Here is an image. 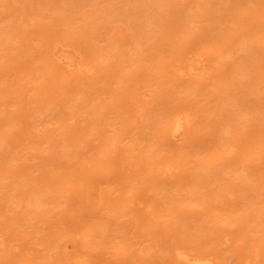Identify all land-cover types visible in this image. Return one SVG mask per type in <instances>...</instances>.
Segmentation results:
<instances>
[{
    "label": "bare ground",
    "instance_id": "1",
    "mask_svg": "<svg viewBox=\"0 0 264 264\" xmlns=\"http://www.w3.org/2000/svg\"><path fill=\"white\" fill-rule=\"evenodd\" d=\"M50 1L52 2L51 6H49L51 3V2H49V0L47 1V2H49V3H47V5H46V3H45V5H43V7H45V6H46V8L48 7L47 10H49V7L50 8L53 7V9H54V6L55 7L57 6L56 3H55V5L53 3V1H55V0H50ZM59 1H61V0H59ZM124 1L125 0H122V2H120V3H123L122 7H125L124 6L125 2H128V0L125 2ZM134 1L136 3V6H137V2H138V4H139L138 8H140V11L142 10V12H143V13L140 12V14L142 16L138 14L139 12H137L136 15L137 16L139 15L142 18H144L146 20L145 24L148 23L147 22L148 19H149V23H150V24L148 23L149 25H151V23H153L154 20L160 19L159 17L157 18V16H156L158 4L156 5V3H154V2H152V3L147 2V0H140V2H139V0H134ZM190 1L192 3L195 0H190ZM200 1L202 2L203 0H200ZM209 1L210 0H208V2ZM214 1H216V0H214ZM214 1H212L211 4L214 3ZM230 1L231 0H229V1L228 0L227 1L219 0V2H218V0H217L216 2H218V4L214 3L215 6L213 5L214 7H216V10H220V9H218L219 7L222 6V4H220V2L223 3L224 7L225 6L228 7L227 5L233 6V7L229 6L231 8V9H229L230 11L226 9L227 14L224 12L225 15L224 14L223 15L227 18H224V16L221 13V10L223 9V7H221L220 11H217V12H219V14L216 12L217 15H219L221 19L223 18L222 19L223 22L225 21V19L228 20L230 18L231 14L233 13L232 9L235 8V6H237V5L242 7V9L239 7L241 9L240 12L243 10V6L249 7V5H250V7H251V4H252V7L254 5H257L255 7H257L258 9L259 8L262 9V12H264V10H263L264 9V0H241V1H237V3H234L235 5H233V3L231 4ZM188 2H189V0H188ZM195 2H197V1H195ZM199 2H198V4H199ZM226 2H229L230 4L226 3ZM234 2H236V0H234ZM65 3H66V0H63V2L61 1V4L64 5ZM96 3L98 6V4H100L101 2L99 3L98 1H96ZM110 3H112V2L110 1ZM120 3L118 2L119 5H121ZM202 3L204 4L205 2H202ZM94 4L95 3L93 2V6L96 5V4L95 5ZM104 4H106V2H104ZM113 4H115V5L113 6ZM113 4H112L113 8H111V9L109 6H107L109 10H107L106 12L104 10L105 8H103L104 5L101 6L103 8V11H102V8H100V7L96 8V9H99L100 12H104L105 14L108 13L106 18H107V20L110 19V22L111 21L114 22L112 19H115L116 22H118V20L120 19V22H121V18H119V16L116 17L117 13H118L117 10H114V7L117 8V6H118L117 9H119L121 6L117 5L116 3H113ZM126 4H128V6L130 5L129 2ZM37 5H38V3L35 4L36 8H37ZM78 5H79V3H78ZM108 5H109V3H108ZM150 5H151L152 9L148 8ZM87 6H89V4ZM132 6H133V4H132ZM136 6L134 5V7H136ZM188 6L190 7L191 5L189 4ZM69 7H70V5H69ZM74 7H75V5H74ZM180 7L184 8L182 10L187 11V2H186V6H184V5L181 6V4H180ZM31 8L34 11V8L33 7H31ZM39 8L41 9L42 7L39 6ZM61 8H63L62 5H61ZM138 8H136V9H138ZM237 8H238V6H237ZM9 9L10 8H8L7 10H9ZM15 9H16V7H15ZM17 9L15 11L13 10V13L11 11V14H10L12 16H15L14 19H16L17 16H19L17 14ZM91 9H92V7H91ZM112 9L117 12L116 13L113 11V13H116L115 18L113 17L114 15L113 16L110 15L112 13ZM122 9H124V8H122ZM122 9H121L122 12L120 13V15L123 16V18H122V20H123L124 17L128 16V14H130V13L127 14V12H126L127 15L124 16L125 14L124 15L122 14V13H124ZM191 9L194 10L193 8H191ZM196 9H198V8H196ZM37 10H39V9H37ZM44 10H45V8H44ZM47 10H46V12H47ZM57 10H58V8L55 10L56 13H57ZM79 10L76 12L79 13ZM89 10L90 9L88 8V11ZM125 10H126V8L124 9V11ZM18 11L20 12V10H18ZM28 11L29 10L25 11V13H22V14H26V12H28ZM243 11H242V13H243ZM67 12H70V11L68 10ZM67 12H66V14H67ZM94 12H95V10H94ZM119 12H120V10H119ZM229 12H230V16H228ZM240 12H238V13H240ZM253 12H254V14H257L256 10ZM258 12H259V10H258ZM35 13H37V12H35ZM38 13H40V12H38ZM93 13H92V17L94 15ZM97 13L99 15L96 13L95 14L99 19L98 18H96V19H98V21L100 20L99 21L100 25H98V27H94L95 28V29H93L94 32L92 30H90V31L87 30L86 24L88 22H90L89 24H92L93 22H95L96 19H93L90 21L89 18L86 19V17L84 15L82 16V18H85L82 20L87 21L89 19V21L85 22V27H84L87 30L84 35H86L88 38L84 39L82 44H80L82 37H80V39L77 37L74 38L73 34H71L69 32L66 33L67 35L64 34L63 38H62V36H59V35H62L60 33L64 29V28H61L63 26L60 27L62 30L60 29V32L58 31L59 35H57L58 32L55 34V32H53V30L50 29L51 27H49V30H51V31H47V29L44 28V29L38 30L39 32H37V33L35 32L37 34L36 35L34 33L36 36H32L33 40L36 39V42H37L39 47L43 46L44 52H41V53H43L45 57L47 56L46 58L49 59V61L51 63H53V65L58 66L60 69L66 71L68 73L74 72L79 77L92 76V78H93V79H89V85H91L90 86L91 89L88 92L86 91L87 93L81 87H79V88L74 87L75 85L72 87L73 88L72 91H74V93L77 96L79 95L78 99L80 101H82V98L83 99H85V98L95 99L97 101V103H94V105H96L98 107V109L96 107V111H93V112L90 111V109H88L90 111L89 113H86V110H85L86 115H84V116L89 115L91 117L84 119V117L82 116L83 117L82 118L83 123L81 125H79V124L75 125L74 124V126H76L77 128L76 127H73V128L77 129V130H73V128H71L72 130H69V126H72L70 124L69 125L67 124L66 125L67 127L62 126V128H61V124H59V126H60L59 129L61 130L59 132L60 136L57 135L56 140H54V141H56L57 146L61 147L60 148L61 151H63V148L67 149L70 145H74V148L77 147L79 149V147L83 144L82 142L88 143L91 141L90 140L91 136H89V135H92V140L94 142L93 141H91V142L94 144L91 145L92 144L91 143L86 148L84 153L81 151H76L77 153H74L75 150H78V149H74V150L70 149L69 152H66V154L62 153V154H64L63 156L66 157L65 158L66 161H64L62 163V166H61L62 170H60V171H56V170L53 171L56 167L52 170H49L48 167L47 168L45 167L44 164H45V160H47L46 159L47 155H46V153H43L41 156H39L40 168L37 170L36 173H33V171L35 169H32V168L23 169L21 162H20L21 161L20 157L23 156L25 153H21V156H19L18 154L15 155L14 151L16 148H13L14 153L12 152L13 153L12 156L10 158H6L5 156H3L1 154L3 152L0 151V216L3 215L2 213H5L4 209H3V205H5V204L2 205L3 200L6 202L9 201L10 205H11L10 200H12L13 202L17 201L15 204V207H16L15 210L17 211V213L15 215H17L18 213H21L22 215L27 216V218L29 220L33 219V222L37 223L39 226V229L41 228L40 230H42V228L45 227V226L41 227L43 220L40 223H38L39 222L38 220L42 218V217H39V215L42 216L41 214H43V213L41 212L39 214V212H37V209H41L45 214V212L49 211V207H47V206L52 202H54V204L57 205V202L59 201V202H62V204L64 203L63 205H65L66 200L64 198L66 197V195H68L67 190H71L72 188H75L77 195L79 194L82 196V199L79 198L80 199L79 201H83L85 204V207H87V206L91 207L90 208L91 210L89 212H92V213L89 216H85V218L86 217L87 218L86 219L84 218L85 219L84 223H81L83 218H79L77 221L72 222V224L69 227H67L65 230H62L61 232L59 231L60 233L59 232L58 233H59V235L60 234H66V233L72 234L74 236L79 235L80 236V241L78 240L80 242L79 245L80 246L82 245L83 248L86 247V249L77 248V250H78L77 252L75 251L76 249L75 250L64 249L65 246H63V244H65V242L62 243V241H55L53 244L54 250H52V248H51L52 251L47 252L48 247L46 245H43V247L35 248V247L27 246V245H29L27 243H26L27 245H25L26 246L25 247V246H23L25 244L24 243L23 245H21V247H23L22 249H23L26 256H24V257L22 256L24 253L21 252L22 250L20 248V250H21L20 252L22 254L20 255L19 259L21 258L20 260H23V262H24V263L20 262L21 264H28L27 261L30 259H31V262H32V259H34V261L37 260L39 262V264H108V262L110 261V263H111L112 259H114V258L120 259V257L123 256L122 254L124 252H126V249L130 246L133 247V251L129 256L134 257V258H131L132 261H130V264H146V260H149L150 256L153 255L152 250H154V249L156 250L161 246L160 239H159L160 237H158L160 235V232L157 231V229L155 228V225L153 223H154V221L155 222L158 221L160 218H161L160 220H162V216L160 214H161V212L164 213L165 208L161 205L164 203L161 201V199L163 196L165 199V194L167 192L166 189L169 186H173L175 184V182L177 181L178 170L175 168V165L172 162H170L169 160L167 161V160L163 159V156H165V154L162 151H158V150L156 151L157 148L156 149L153 148L154 147L153 145L156 143V139L153 138L152 135L149 133L152 130L151 128H154V126L156 124H158V123H156V124H154V123L157 122L156 119H158L159 117L155 118L154 116H156V115L161 116V114H157L158 108L156 110L157 113H155L152 110V108H154L153 106H155L157 104L156 103L154 105L155 102L153 100V97L149 96L150 98L148 97V99H152L154 103L153 102L152 103L148 102V104L147 103H143V104L141 103L139 107H136L133 109L132 108L129 109L130 107L127 106V104L126 105L124 104L125 97L127 96L126 93H128L130 89L133 90V93L131 95V99L132 98L135 99V101H133V103H135L136 105L137 104L139 105V101H141V99L139 98V93H143L141 91V89L144 88V90H146L148 88L149 89L148 92L152 94V92H150V90H151V88H153L152 86L154 84V83L152 84V82H151V76L152 75H150L148 71H146L144 74H142V72L140 70H138V69L134 70L136 62L133 60L132 57L125 55L126 52H128V53L133 52L132 50L135 49L132 46L133 49L132 50L130 49V51H127L128 47L126 48V46H128L129 44H132V43H136V44L139 43V39H137L135 36V38L129 42L122 41V38H124L125 34L122 35V33L118 31L119 28L118 29H114L113 27L109 28V26H111L110 24H108V23H110L109 20L104 21V19H106V18L103 19V17L100 16V13L99 12H97ZM149 13H150V16H149ZM216 13L213 16H215ZM242 13H240V15ZM244 13H246V12H244ZM259 13H258V15H259ZM75 14H77V13H75ZM75 14H74V17L76 16ZM80 14H81V12H80ZM132 14H133V9H132ZM261 14L262 13H260V15ZM89 15H91V14H89ZM101 15L105 17V15L103 13ZM108 15H110L111 18ZM136 15H134V16H136ZM2 16H4V17L6 16V18H7V15H2ZM25 16L26 15H24L23 17H25ZM56 16H58L60 18V15H56ZM69 16H71V15H69ZM69 16L67 17L66 20H68ZM131 16L132 15H129L130 20H131V18H130ZM137 16H136V21L138 20ZM206 16L204 19L202 18L200 20H205L206 18H208V19L210 18V16H207V17ZM241 16L243 19V15H241ZM254 16H256V15H254ZM188 17H191V16L188 15ZM6 18H5L6 23H4L5 25L12 19V18H9L10 19L9 20ZM59 18L57 20L58 23H60V21H61V19H59ZM116 18H117V20H116ZM214 18H216V19L213 21H215L216 23H214L210 20H208V22L210 21L208 24L206 22H204L206 28L211 30V33H213V30H215L218 27L217 24L219 22V19H218V17H213V19ZM237 18H238V20H236L235 22H237L238 24L244 23L243 21H241L242 23L240 22L241 17L239 15H237ZM19 19L20 18H17L16 19L17 21L14 20V25H11L8 29L9 30H12V29L16 30L17 29L16 31L21 33L22 28H19L18 24H17ZM71 19H73V18H71ZM144 19L140 18V22H141V20L143 22ZM22 20H24V18L22 19V17H21V19L19 21L21 23V26H22ZM77 20H79V19L77 18ZM184 20H186V21H184ZM184 20H182V22H184V23L190 22V20H187V19H184ZM102 21H104L105 23L104 22L102 23ZM191 21H192V19H191ZM205 21H207V20H205ZM55 22L56 21L54 19L53 24H57V26H58V23H55ZM68 22L70 25L72 24V22H70V21H68ZM137 22L139 25H141L139 23V20ZM1 23H0L1 24L0 25V31H1L0 32V38H1L0 39V58L2 56H4V57H2V60L0 59V64H2L4 66V63H1V62H5V61H8L10 59L11 60L9 62H13L16 60L15 59L16 57L15 58H12V57L6 58V56H8L11 52L15 51L18 48V45L20 44L21 41H15L14 37H12L15 34L14 33L15 31L12 30V31H9L10 33H12L10 40L6 41L5 43L1 42V41L6 40V38H8L6 36L7 33L9 35V32L3 30V28H5L6 26H3V28H1L3 25L2 19H1ZM81 23H82V25L84 24L83 21ZM128 23H129V21H128ZM131 23H134V22L131 21ZM15 24H17V25L15 26ZM66 24H67V22H65V25ZM89 24H88L89 28L87 27L88 29H90V26H91ZM104 24L106 26L108 25V27L104 26ZM143 24L141 26H143ZM154 24H155V22H154ZM185 25H183V26L185 27ZM210 25H212V26H210ZM252 25H256V23H254V21H253ZM36 26H37V24H36ZM39 26H41V25L39 24ZM54 26L57 27L56 25H54ZM66 26L68 27V25H66ZM127 26H129V25H127ZM189 26H190V24H189ZM191 26H192V24H191ZM213 26H215V27H213ZM231 26L235 27V25L233 23L231 24ZM239 26H241V25H239ZM16 27H18L21 31H19V29ZM103 27H105V29H103V31H101ZM242 27H244V29H245L246 26L244 25ZM46 28H47V26H46ZM58 28L59 27H57L56 29H58ZM97 28H98V31H97ZM130 28H131V25H130ZM212 28H215V29H212ZM231 28L229 29L228 34L225 35V37L230 38L227 41L228 44H231L232 41L234 43L237 41L241 42V40L236 39L238 33H239V35H238L239 37L241 35H244V36L246 35L245 38H242L244 44H242L241 46L245 45V47L247 49L244 46H243V48H245L247 51H249L250 55L249 54L246 55L248 58H246V56H243V58H245L244 59L245 61L242 60V61H244L243 62L244 68L246 67L247 71H249V70L253 71L251 69H254V70H256V72H259V73H255L256 75L260 74V72H261L260 68L263 66H261L260 68H253V67H251L250 69L247 68V62L251 63L252 60L254 63L252 62V64L250 66H252V65L256 66V62H255V59L253 57L254 56L253 49L256 47V45L252 46V42H254L255 40L250 41V38H249V37H252L251 33H249V30L252 31L253 28H250V24H249V27L246 30L247 33H245L244 31H240V30H239L240 32L237 30L236 33L234 31L233 33L235 36V40L233 38L234 37L233 35L230 36L231 35L230 31L235 30L236 28H234V29H231ZM5 29H7V28H5ZM68 29H69V27H68ZM144 29H146V28L144 27ZM148 29H150V28H148ZM238 29H239V27H238ZM260 29H258V31H256L258 35H259L258 32H260L262 30V29L261 30ZM255 30H253L254 32H252L253 35L256 33ZM99 31H101V33L103 32L102 35L99 34L100 33ZM129 31H131V30H129ZM32 33H30V34H32ZM208 33L209 32L207 31V34ZM240 33H242V34L240 35ZM22 34H23V32H22ZM21 35H19V36H21ZM213 35H214V33H213ZM32 37L30 38V41L26 40L25 41L26 43H24L21 47L22 49L25 48V46H26V48L29 47L28 49H33L32 51L28 50V49H23V52L25 50V54L27 53V51L28 52L31 51L28 54H32L33 51L38 50L37 48H39L38 46L35 45L36 49L34 50L33 44L31 42ZM256 37H258V36H256ZM261 37H264V36H261ZM212 38H215V36L214 37L212 36ZM253 38L256 39L255 37H253ZM78 39L80 40L79 43L77 42ZM239 39H241V37ZM247 39H249V40H247ZM230 40H232V41L230 42ZM94 41L96 43L98 42V44L94 43ZM247 41H248V43H246ZM100 42L101 43L105 42V46L106 45L109 46L107 48L108 50L111 51L113 49V51H114L113 54H117V53L121 54V52L123 50H125V51H123V52H125L124 54L119 55V57L124 55V57L120 58L121 59L120 62L125 63L126 61H128V63H125L124 67L122 66V67H118V69H115L114 67L109 65L108 62L104 61V58L101 56L102 53L96 55L95 54L96 51H94L95 52L94 53L93 50H89V47L92 48V46H91L92 44H93V46L95 44H96V46L101 45ZM204 42L205 43L203 44L202 48H204V45L208 43V41H207V43H206V41H204ZM227 42L223 45L228 46V48H230V47L232 48L234 43H232L231 46H229V45H227ZM257 42H259V39L257 40ZM249 43L251 44V46H249L250 45ZM258 44L259 45L257 47L262 49V51L260 50L261 56L264 58V38H263L262 43H258ZM207 45H205V46L207 47ZM211 45H209V46H211ZM241 46H239V47H241ZM192 47H193V45H192ZM239 47L237 46V51L239 49L242 51V49ZM186 48H188V47H186ZM186 48H185V52L183 51V49H179V61H183L182 64H180L181 62L179 63V76L184 75V74H188V75L198 74L200 76L201 75L204 76V74H206V73L209 74V72H210L209 70L211 68H210V66H207V59H205L206 54L204 55L203 52H199L200 54L198 53V55L195 56V54H191V53H193V51L191 50L190 55L186 56V53L188 50V49L186 50ZM211 48L214 49L213 45L211 46ZM231 48L229 49L230 54H232ZM251 48H252V51L250 50ZM215 49H216V46H215ZM219 49H221V48H219ZM226 50H228V49L226 48ZM189 51L190 50H188V52ZM206 51H204V53ZM237 51L235 53L237 54V56L239 58L238 54H241V53L240 52L237 53ZM250 51L253 53L251 54ZM212 52H211V54H214V53L216 54V51L213 53ZM244 52H242V53H244ZM41 53L38 55H41ZM184 54H185V56H184ZM211 54H210V57L212 56ZM38 55L35 54L33 57L35 58ZM219 55H221V53ZM20 56H22V52H21ZM99 56L102 57L100 60L98 59ZM116 57H118V55ZM140 57H141V55H140ZM184 57H185V60H184ZM206 58H207V56H206ZM213 58L211 59V61L213 60ZM232 58L234 61L240 62V58H239V60H238V58L236 59V55L233 56ZM249 58H251V59L249 60ZM30 59L32 60V58H30ZM3 60H5V61H3ZM23 60H25V59H22L21 63L24 62ZM37 60L35 58V61H37ZM118 60H119V58H118ZM34 62L30 61L29 63H26V62H24V63H25V65H27V64L29 65L31 63L29 65L31 68V67H34V65H36V64L33 65ZM148 62H149V60H148ZM51 63L50 64L48 63V64L51 65ZM96 63H98L97 66H95ZM15 64H16L15 68H18V70H19V68H23V67H21V65H19V67H18L17 61H15ZM2 65H0V66H2ZM6 65H8V63ZM150 65H151V63H150ZM238 65H240V64H238ZM154 66H156V64H153L152 67H154ZM218 66H219V63H218ZM233 66H235V65H233ZM217 67L212 66V68H213L212 73H210V75H209L210 77H208L210 80L206 79L208 75L207 76L205 75L206 77L204 76V78L206 80L201 76L202 79H204L203 81H207L210 83L213 80V78L211 76L215 75V73L213 74L214 71L219 73L225 69L224 65H222V67H218V68ZM154 68L156 69L157 67H154ZM154 68H153V70L156 71ZM234 68L235 67H233V69H232L233 71H234ZM33 69L34 68H32V70ZM229 69H230V67H229ZM42 70H44V69H42ZM52 70H53V68H52ZM55 70H58V69H55ZM17 71L14 70L15 75L17 74L16 73ZM28 71H29V69H28ZM233 71L229 72V73L233 74V76L231 77L232 79L230 80L232 83L235 80L236 81L238 80V79H235V77H237V76H236L235 72L233 73ZM46 72H48V71H46ZM225 72H223L222 76L224 74H226ZM28 73H26L27 76H28ZM44 73L45 72H43V75H44ZM156 74H157V72H156ZM101 75L104 76V78H103V80H101L102 82H99L100 78L102 77ZM27 76H26V79H27ZM35 76H36V74L34 75V78H35ZM99 76H101V77H99ZM216 76L218 77V74L215 75V77ZM224 76H223V78H224ZM227 76H228V74H226L225 77H227ZM201 77H200V79H201ZM218 78H217V80H218ZM220 78H221V74H220ZM21 80H23V79H21ZM19 81L20 80H18L17 82H19ZM25 81H26L25 84L28 83L27 80H25ZM42 81H44V80L40 79L39 83H41ZM97 82L100 84H98ZM255 82H256V80H255ZM46 83H48V82H46ZM96 83H97V85H96ZM229 83H227V86L231 87L232 84H230L231 85L230 86ZM4 84L6 85L5 82H4ZM25 84H23V85L26 86L27 84L26 85ZM93 84H95V85H93ZM210 84H212V88L215 87V84L214 85H213V83H210ZM0 85H1V82H0ZM28 85H30V84H28ZM15 86H17V85H15ZM15 86H13V88H10V91H11V89H15L14 88ZM41 86L43 87V84ZM256 86H257V83H256ZM262 86H264V85L261 83V85L258 86L259 90H257V91H261ZM154 87H156V85ZM183 87H185V86H183ZM21 88H22V86H21ZM26 88L20 90V92L21 93H22V91L27 92L29 87L27 88V90H26ZM218 88H221L220 85ZM224 88H226V87L224 86ZM231 88H229V90ZM239 88H240V92H244L243 88L238 87V89ZM6 89H8L7 86H6ZM16 89H15L16 91L12 90L11 92H9L11 94V96H13L14 99L11 97L13 100L18 98V96H16V95H17V91L19 92V89H18V87ZM154 89L156 90V88H154ZM211 89H210V91L212 92ZM242 89H243V91H241ZM213 90H214V88H213ZM29 91L27 92V94L29 93ZM234 91L235 90H233V91L231 90V92L230 91L227 92L225 90V92H227L230 96H233V97L235 96V98L237 100V97L240 98L241 93L240 92H239L240 94L237 93L238 96H236V93L234 95H231L230 93L233 94ZM3 92H4V90L2 91L1 95L3 94L5 96V92L4 93ZM13 92H16V93H13ZM12 94H14V95H12ZM25 94L26 93H24V94L22 93L20 95L21 96L24 95V97H25ZM261 94H263V92ZM1 95H0V97H1ZM37 95H38V93H37ZM40 95H41V93H40ZM245 95H244V97H245ZM14 96H16V97H14ZM128 96H130V95H128ZM215 96H217V95H215ZM261 96L263 97V95H260V97ZM246 97H247V95H246ZM34 98H37V97H34ZM39 98L41 99L43 97L40 96ZM231 98H228L229 102H231V100H230ZM247 98H246V100H247ZM12 99H11V101H13ZM25 99H26V97H25ZM21 100H22V98H21ZM29 100L31 102L33 99L29 98ZM46 100L47 99L45 98L44 102H46ZM11 101H10V103H12ZM33 101L31 103L28 102L29 104H27V105L34 103V104H32L34 106L36 99L34 102ZM242 101H243V99H242ZM2 102H3V100H2ZM186 102H183V103H186ZM149 103L153 106L152 107L149 106ZM243 103H245V102L243 101ZM250 103L251 102H249V104L247 103L248 105L251 106V107H249L250 109H248V111L244 110L241 115H240V112H238V109H240V107H239L240 103H238V102L236 103V104H238V105H236V108H238V109L232 108L234 110V112L236 111V115L240 116V117L237 116L238 119L242 118L239 121H241V120L243 121L244 119L247 121V119H251L252 118L251 111H252V113H254V115H256L255 112H257V110H258V106L256 105V103L255 104L254 103L250 104ZM257 103H258V101H257ZM262 103H263V101H262ZM179 104H180V102H179ZM215 104L213 103L212 105H215ZM229 104L230 103L227 102V105H229ZM4 105H5V109L7 107L9 108V106H10V105H6V103ZM82 105H83V103H81V106ZM190 105H191V103H190ZM194 105H196V104H194ZM45 106H47V105H45ZM77 106H79V105L77 104ZM85 106H87V104H84L82 107H85ZM88 106H90V105H88ZM24 107H25L24 105L23 106L21 105V108H24ZM27 107L29 108V106H27ZM36 107H38V106H36ZM36 107L34 106L33 109L32 108H30V109L34 110V108H36ZM80 107H79V109H82V107L81 108ZM184 107H181V106L179 107V114L176 113V111H173L171 107L169 108V106L166 108L165 113H167V111L169 112V109H171L172 111L170 110V112L167 114L163 113L162 110L164 108L160 109L162 114L166 115V117L164 119H165L166 124H167L166 130L168 131V133H167L166 139H165V135L164 136H162V135L158 136V138L160 137V140L163 139L164 141L167 140V142L179 144V149H180V153H181L179 155H183V157L179 156V224H180V226L182 225V228L184 230L188 227V229L192 231V232H189V230H188L190 237L193 236L192 233H195V234L198 233L199 234V232H201L200 234H202L204 232L203 234L205 235V233L208 232V230L210 231L213 229L212 228L213 225L216 226L217 229L221 228L222 230L220 232L218 230H216L220 233L218 236L219 240L216 239L217 245H214V243L216 241L213 239L215 241L213 243L214 246L211 245L209 248L208 247H200L199 246L200 244H197V242L195 243L194 241H191V243L187 242L185 238H180L179 245H175V244L170 243L168 249H170L172 252V260L177 264H264V171L259 172V170H258V172H254V171H257V169H259V168L254 169L255 165H256V167L259 166L260 163L264 165V155H262V154L259 155L260 153H258V151L255 150L258 148L256 146H253V144H256L255 141L254 142L250 141L251 143L246 144V143H244V141L240 140V139H242L241 138L242 136L241 137L238 136L237 140H236V138H234V139L236 140V142H238V140H239V143L244 144L243 151H235L233 153V155L231 156L232 149H233L231 147L234 146V148H235V147H237V144H233V142H235V141L229 142L230 137L226 136L225 138L221 139L222 143L218 142V140H217V143L215 144L216 151L214 150V152H213V150H210L212 152L210 153V151H209L208 153H206V156H205V154L202 155L197 150L196 154H195L196 156H193V155L187 156L188 153H191V154L195 153V151L189 149V147L193 146L194 145L193 141H196L198 139V138L193 139L192 135H191L192 130L193 129L195 130V128L198 125V122L196 121V119H194V114ZM252 107H255L256 110L253 109ZM1 108H3V107L1 106ZM12 108H15V107H12ZM193 108H195V107H193ZM215 109L216 108H214V111L216 112ZM68 110H70V109L68 108ZM6 111H8V110H6ZM9 111L12 115H14V113L11 112V109ZM16 111H17L16 113H18V110H16ZM34 111H36V109ZM76 111L78 112V110H76ZM38 112H41V111H38ZM79 112H81V110ZM130 112H132L131 113L132 117H130V118L132 119V122H134V121L135 122L133 124L130 121L131 122L130 124H133V125L130 126L129 130H128V128L126 130H124L122 127L125 124H127L126 123L127 121L125 122V120H126L127 114L128 113L130 114ZM208 112H210V111H208ZM215 112H213V114H215ZM259 112H261V111L259 110ZM203 113H205V112L203 111ZM5 114H7V113H5ZM70 114L71 113H69V115ZM136 114H138L140 116H136ZM53 115H54V113H53ZM63 115H61V116H63ZM200 115H201V113H200ZM220 115H221V113H220ZM260 115L262 116L263 114L259 113V115H257L256 117L259 119ZM55 116H56V118L58 117L57 112H56ZM216 116H217V114H216ZM36 117H38V115ZM50 117H52V116H50ZM64 117H67V115H64ZM151 117H152V119H151ZM42 118H43V116L41 117V119ZM59 119H61V117ZM143 119H145L147 122L145 124L140 125L138 128V122L141 124ZM198 119H199V117H198ZM206 119L207 118H205V120ZM30 120H31V118H30ZM105 120H107V122ZM57 121H59V120H57ZM165 121H163V123ZM158 122H160V121H158ZM161 122H160V124H161ZM201 122L202 121H200V119H199V123H201ZM34 123L35 122H33L31 125H33ZM229 123H231V122L229 121ZM232 123H233V121H232ZM36 124H39V123H37V120H36ZM160 124H158V125L160 126ZM205 124H207V123H205ZM164 125H165V123H164ZM202 125H204V124H202ZM217 125L219 126V124H217ZM213 126H215V125H213V123H212V127ZM7 127L8 126H6V128ZM55 127H54V129H55ZM155 127H158V126L156 125ZM249 127L251 129V126H249ZM135 128H137V129L135 130ZM202 128H203V126H202ZM210 128H211V125H210ZM242 128H245V127H241V129ZM261 128H262L261 132L262 131L264 132V119H263V123L261 124ZM156 129L157 128H155V130ZM214 129H216V127ZM7 130L8 129H5V131H7ZM137 130H138V132H137ZM155 130L153 129L152 133H154ZM160 130H161V126H160ZM247 130H248V128H247ZM256 130H259V127L256 128ZM5 131H4V136L8 140V138H10L11 135H10V133H7V132H9L10 129L7 132H5ZM239 131H240V128H239ZM2 132L3 131H1V133ZM41 132H39V133H41ZM129 132H131V133H129ZM241 132H243V131H241ZM35 133H33V135H31V136L37 139V135ZM46 133L43 134L42 140H40L41 138H39L40 142L41 141L44 142V140L47 139L48 137H50V135L52 134L51 133L49 136L47 135V137H46V136H44V135H46ZM214 134H215V132H214ZM229 134H230V132H229ZM231 134H233V133H231ZM238 135H240V134H238ZM84 136H87V137H85L87 139L89 137L90 141L86 140L85 138L83 139ZM3 137L0 135V141L3 139ZM12 137H14V136H12ZM193 137H194V135H193ZM247 137H249V136H247ZM260 137H262V136H260ZM50 139L52 140V137ZM258 139H260V138H258ZM151 140L153 142H150ZM199 140H201V138L198 139V141ZM157 141H159V139ZM164 141H162V142L164 143ZM245 141H246V139H245ZM5 142H7V141L5 140ZM30 142H31V140H30ZM30 142L28 141L27 143H30ZM48 142L50 143V141H48ZM162 142L159 141V143L157 142V144H155V145L156 146L160 145L159 147H161L162 145L164 146V144H162ZM202 142L207 143L205 138L202 139L201 144H203ZM36 143L33 142V144H36ZM49 143L47 144V142H46V144H45V142H44L45 145H44V147H41V149L43 148L47 152L50 151L51 148H50V150H48L50 146L48 147V149H46L47 147L45 148V146L50 145ZM87 143H85V144H87ZM0 144H1V142H0ZM52 144H54V142ZM9 145H12V144L10 143ZM66 145H69V146H66ZM196 145H198V144H196ZM34 146H37V145H34ZM1 147L2 146H0V148ZM5 147L7 148L9 146L5 145ZM12 147H15V146H12ZM150 147H152V149ZM162 147H161V149H162ZM210 147H212V146H209V148ZM31 148L34 149L35 147H32V146L28 147V149H31ZM39 148H40V146H39ZM163 149H164V147H163ZM223 149H225V150H223ZM237 149L239 150V148H237ZM240 149H241V147H240ZM244 149H246L247 151H245ZM206 150H209V149H206ZM218 150H221V151L218 152ZM27 151L29 152V150H27ZM27 151H25V152H27ZM37 151H38V149H37ZM55 151L58 152V150H55ZM20 152L21 151H19V154H20ZM34 152L35 151H33V153ZM57 152H56V154H57ZM159 152L161 153V156L163 154L162 157H160ZM7 153H9V152L7 151ZM16 153H18V152L16 151ZM3 154L6 155V153H3ZM49 154H51V153H49ZM2 156L4 157V159H2ZM57 156H58V154H57ZM29 157H32V155ZM33 157H36V156L33 155ZM239 157H241V158H239ZM51 158L49 156V162L51 161ZM54 158L57 159L56 157H53V160H54ZM159 158H160V160H158ZM251 160L252 161L256 160V161H254L255 163H251L252 162ZM246 161H248V164L245 163ZM54 164H55V161H54ZM56 164H58V163H56ZM250 165L253 168L250 167ZM58 179L62 180V182L61 183L57 182ZM51 184H53V185H51ZM170 188H172V187H170ZM173 193H174V191H173ZM72 194H73V192H72ZM169 195H171V193ZM74 199L78 200V197H74ZM67 200L69 201V199H67ZM77 200H76V202L78 203ZM172 203H174V202H172ZM58 204H60V203H58ZM62 204H60V206H61L60 208H62V206H63ZM84 204H83V206H84ZM65 206H67V208H69L67 204ZM65 206H63V207H65ZM77 206H78L77 210L79 208L83 209L82 206L81 207L79 206V203ZM67 208H64L63 211ZM168 208H169V204H168ZM12 209H13V207H12ZM51 209H52V207L50 208V210ZM80 209L78 212L79 217L81 214ZM85 209H87V208H85ZM188 209H191V210L189 211ZM9 210H11V208H9L8 211ZM53 212H54V210H53ZM59 212H60V210H59ZM59 212L57 211V213H59ZM85 212H84V214H85ZM10 213L12 214L13 212H10ZM71 214H73V213H71ZM71 214H69V216ZM63 215H65V214H63ZM5 216H6V214H5ZM19 218H22V216H20ZM58 218L61 219L62 217H58ZM67 218L72 221V218H69V217H67ZM146 218H147V220H146ZM7 219H9V218H7ZM23 219L19 220L17 225L21 224L22 223L21 221H23ZM68 219H66L67 223L69 221ZM12 221H14V220H12ZM146 221H149V223L151 221L152 222H151V224H148ZM2 222H3V220L1 219L0 220V264H8V263H11V261H13L12 256L9 255L10 256L9 259L4 258L3 262H2V258L4 257V255L6 256L8 254H11V252H14L12 250V247L15 245L17 246V244L13 243L16 236H13L12 232H10V228H8L7 226H5V224H3L5 222H3V223ZM19 222H21V223H19ZM48 222H49V220H48ZM63 222H65V221H63ZM35 223H33V224H35ZM160 223H161V221H160ZM160 223H159V225H160ZM25 225H27V224H25ZM233 225L235 226V229L232 227ZM16 226H15V228H16ZM56 227H54V228H56ZM27 229L28 228H25V231H27ZM57 229H58V227H57ZM183 229H181V230H183ZM13 231H15V230H13ZM28 231L30 234L31 233L30 229ZM35 232H36V234L38 233L36 230H35ZM47 232H49V231H46V234H49ZM183 232L185 233V231H183ZM163 234H165V237L167 238L165 231L163 232ZM185 234L188 235L187 232ZM41 235H42V233H41ZM47 236L49 237V235H47ZM42 237H40L39 242L42 241V239H41ZM163 237H164V235H163ZM166 238L165 239L163 238V240H166ZM203 238H204V236H203ZM18 240H21V239L18 238ZM206 240H209V239H206ZM26 241L28 242L27 239H26ZM30 241H32V240H30ZM11 242L13 243V245L11 244ZM17 242L19 243V241H17ZM72 242H74V241L71 239L68 240V245H70ZM170 242L173 243V240ZM162 243H163V241H162ZM45 244L50 245V243L48 244L46 242H45ZM208 244H210V241L208 242ZM233 244H234V246H233ZM11 245H12V247H11ZM146 245H148V247ZM206 245H207V243H206ZM135 246H137V248H134ZM162 246H164V245H162ZM153 247H154V249H152ZM219 248H222L223 250L219 251ZM137 249L141 251V255L144 257L142 259V261L138 259V258H141L139 253L135 252ZM164 249H167V248H164ZM48 250H50V249L48 248ZM224 250L225 251L228 250V253H224L225 252ZM102 252H110L112 254L110 256H113V257L105 259V260H102V259L100 260L99 255L102 254ZM31 253L33 255L29 257V255H31ZM157 253H159V252H157ZM15 256H16V260L19 261V259L17 258L18 253ZM13 257H14V255H13ZM6 260H8L7 261L8 263H6ZM122 262H120V264H129V262H124V263H122ZM12 263L16 264V261L12 262ZM113 264H114V262H113Z\"/></svg>",
    "mask_w": 264,
    "mask_h": 264
},
{
    "label": "rangeland",
    "instance_id": "2",
    "mask_svg": "<svg viewBox=\"0 0 264 264\" xmlns=\"http://www.w3.org/2000/svg\"><path fill=\"white\" fill-rule=\"evenodd\" d=\"M48 0H0V23H1V19H2V21H3V25H2V27L1 28H3V26H6L5 28H7V29H5V28H3V30L4 31H7V32H9V31H12V30H14V29H12V30H9L8 28L11 26V25H14V20H16L17 18H20L21 19V17H22V19L24 18V20H22V26H21V23L19 22L20 21V19L18 20V27L19 28H22V32H23V34H22V32L21 33H19V32H17L16 30V28H18V27H16L15 29L16 30H14L15 32V34L12 36L11 34L12 33H10L9 32V35H8V33H7V37L8 38H6V40H4V41H1V42H6V41H9L10 40V38H11V36L12 37H14V39H15V41H21L20 42V44L18 45V48L15 50V51H13V52H11L8 56H6V58L7 57H12V58H15L14 60L15 61H17V65H18V67H19V65H21V67H23V68H19V70H18V68H15V61H13V62H9L10 60H8V61H5V60H3V61H5V62H1V63H4V66L2 65V64H0V65H2V66H0L1 68V70H0V82H1V85H0V95H1V93H2V91L4 90V92H5V96L2 94L1 95V97H0V103L2 102V100H3V102L0 104V130L1 131H3L2 133H1V131H0V135L3 137L4 136V131H5V129H8L7 131H9V129H10V131L9 132H7V131H5V132H7V133H10V138H8V140H7V138L4 136L3 137V139L0 141L1 142V144H0V146H2L0 149V151L1 152H3V153H6V155L5 154H3V153H1L3 156H5L6 158H10L11 156H12V154L15 152V155H19V156H21V153H25L23 156H21L20 157V162H21V165H22V167H23V169H28V168H32V169H35L34 171H33V173H36L37 172V170L40 168V158H39V156H41L43 153H46V155H47V157H46V159L47 160H45V167L47 168H49V170H52V169H54L55 167V169L53 170V171H60V170H62L61 169V166H62V163L64 162V161H66V157L65 156H63L64 154H62V153H65L66 154V152H69V150L71 149V150H74V149H78L77 147L76 148H74V145H66V146H69L67 149H65V148H63V151H61L60 150V146H57V144H56V141H54V140H56V137H57V135L58 136H60V126H59V124H61V128H62V126L63 127H67L66 125L68 124H70V125H72V126H69V130H72L71 128H73V127H76V126H74V124L75 125H81L82 123H83V120H82V118L84 117V119L85 118H90L91 116H84V115H86V113H89L90 111H96V105H94V103H97V101L95 100V99H87V98H85V99H83L82 98V101H80L78 98H79V95L77 96L75 93H74V91H72L73 90V86L74 87H81V88H83V90L86 92H88V91H90V86L91 85H89V79H93L92 78V76H84V77H79L78 75H76L74 72H72V73H68V72H66V71H64V70H62V69H60L58 66H56V65H53V63H51L50 61H49V59H47L45 56H44V54L43 53H41V52H44V48H43V46H41V47H39L38 46V44H37V42H36V39L35 40H33V37L32 36H36L37 34V32H39L38 30H41V29H47V31H51V30H49V27H51L50 29H52L53 30V32H55V34L59 31L60 32V29L61 28H64L63 29V31L60 33V34H62V35H59V32L57 33V35H59V36H62V38L64 37V34L65 35H67L66 33H71V34H73V36H74V38H79L80 39V37H82V39H81V42H80V44H82L83 43V40L84 39H86V38H88L86 35H84L85 34V32L87 31V30H92L93 32H94V30L93 29H95L94 27H98V25H100L99 24V21H98V17L96 16V14H98L97 12H99L100 13V16L101 17H103V19L104 18H106V16H107V14H105L104 12H100L99 11V9H96V8H102L101 6L102 5H104V7L103 8H105L104 10H105V12L107 11V10H109L108 9V7L107 6H109L110 7V9L111 8H113L112 7V4L113 3H116L117 5H119L118 4V2L120 3V2H122V0H66V3L63 5V4H61V1L63 2V0H61V1H59V0H55V1H53V3H54V5H55V3L57 4V6L55 7L54 6V9H53V7H49V10H47L48 9V7L46 8V6L45 7H43V5H45V3H46V5H47V3H49V2H51L50 0H49V2H47ZM96 1H98L100 4H98V6H97V3H96ZM110 1L112 2V3H110ZM125 1H127V0H125ZM124 1V2H125ZM195 1H197V2H195ZM195 1H193L192 3H191V1L189 0V2H188V0L186 1V0H147V2H150V3H152V2H154V3H156V5L158 4V8H157V18L159 17L160 19V21L159 20H154V22H155V24H154V22L153 23H151V25H149L150 23H149V19H148V23L147 24H145L146 23V20L144 19V18H142L141 16V14H140V12L141 13H143L142 12V10L140 11V8H138V6H139V4H138V2H137V6H136V3H135V1L134 0H128V2H129V6H128V4H126V3H128V2H125L124 3V6L125 7H122L123 5V3H120L121 5H119V6H121L122 8H126V10L124 11V9H122L121 7V9L123 10V12L124 13H122L124 16H126L128 13H130V14H128V16H126V17H124V21L122 20V18H123V16L122 15H120V13L122 12L121 11V9L119 8V9H117L118 8V6H117V8H115L114 7V10H117V12L116 11H114L113 9H112V13L110 14V15H114L113 17L115 18V15H116V13H117V16L116 17H118L119 16V18H121V22H120V19L118 20V22H116L115 21V19H112L114 22H110V19H108L109 20V22L110 23H108V24H110L111 26H109V28L110 27H113L114 29H118V31L119 32H121L122 33V35H124V38H122V41H124V42H129V41H131V40H133L134 38H135V36H136V38L137 39H139V43H132V44H129L128 46H126V48H127V51H130V49L132 50L133 48H135V49H133L132 51L133 52H126V56H129V57H132L133 58V60L136 62L135 64V67H134V70H140L141 72H142V74H144L146 71H148L149 72V74L150 75H152L151 76V82H152V84H153V88H151V90H150V92H152V94L151 93H149L148 91H149V89L147 88L146 90H144V88L143 89H141V91L143 92V93H139V98L141 99V101H139V105L137 104H135V103H133V101H135V99L134 98H132L131 99V95H132V93H133V90L132 89H130L129 90V92L128 93H126V97H125V102H124V104L126 105L127 104V106H129L128 108L129 109H133V108H136V107H139L140 106V104L142 103H147L148 104V102H153V100H154V105L155 106H153V105H151L150 103H149V106H153L154 108H152V110L155 112V113H157V108H158V113L157 114H161V116H154L155 118L157 117H159L158 119H156V121L157 122H155L154 124H156V123H158V124H160V122H161V124H160V126H161V130H160V126L158 125V124H156L158 127H155L154 125V128H151L152 130L154 129L155 130V128H157L155 131H154V133H152L153 131L151 130V132L149 133V134H151L152 135V137L153 138H155L156 139V143L155 144H157V142L159 143V141H164L163 139H161L160 140V137L158 138V136H160V135H162V136H164L165 135V139H166V137H167V133H168V131L166 130V126H167V124H166V121H165V117H166V115L165 114H167V113H169L170 112V110L171 109H169V112L167 111V113H165L166 112V108L169 106V108L171 107L172 108V110L173 111H176V113H178L179 114V107L181 106V107H184V108H186L187 110H189V111H191L193 114H194V119H196V121L198 122V125H197V127L195 128V130L193 131L192 130V132H191V135H192V138L193 139H196V138H198V139H200L201 138V140H199L198 141V139L196 140V141H193V143H194V145L193 146H191V147H189V149H191V150H193V151H195V153L194 154H191V153H186L187 154V156H196L195 154H196V151L198 150L199 152H200V154H202V155H204L205 154V156H206V153H208L210 150H213V152H214V150L216 151V149H215V144L217 143V140H218V142H220V143H222V140L221 139H223V138H225L226 136H229L230 138V140H229V142H233V141H235V142H233V144H237V147H235L234 148V146H232L231 148H233L232 149V154H231V156L233 155V153L235 152V151H243V146H244V144H242V143H239V140H238V142H236V140L238 139L237 137L238 136H242L241 138L242 139H240V140H242V141H244V143H251V142H254L255 141V143L256 144H253V146H256V147H258L257 149H255L256 151H258V153H260L259 155H264V132L262 131L261 132V130H262V128H261V124L263 123V119H264V86H262L261 88V91H257V90H259L258 89V86H260L261 85V83L264 85V58L261 56V51H262V49L261 48H259V47H257L259 44L258 43H262V41H263V38L264 37H261V36H264V12H262V9H258L257 7H255V6H257V5H254L253 7H252V4H251V7H250V5H249V7L248 6H243V13H242V11L240 12V10L242 9V7H240L239 5H237L238 6V8H237V6H235V8H233L232 9V11H233V13L231 14V16H230V12H229V15L228 16H230V18L227 20V19H225V21L223 22L222 21V19L220 18V16L219 15H217V13L219 14V12H217V11H220L221 10V7H223V9L221 10V13H222V15L224 14L225 15V13L227 14V10H229V9H231L230 7H233V6H230V5H227L228 7H224L223 6V3H221L220 2V4H222V6L221 7H219L218 9H220V10H216V7H214L215 6V4H218V2H219V0H218V2H216V1H214V0H212V1H214V3H212L211 4V0L208 2V0H203L202 2H205L204 4L200 1V0H195ZM200 1V2H199ZM225 1H227V0H225ZM229 1V0H228ZM237 1H241V0H236V2H234V0H231L230 2H231V4L233 3V5H235L234 3H237ZM93 2L96 4H94L95 6H93ZM104 2H106V4H104ZM139 2H140V0H139ZM186 2H187V11L186 10H182V9H184V8H182V7H180V4H181V6L182 5H184V6H186ZM198 2H199V4H198ZM7 3V4H6ZM38 3V5H37V8H36V6H35V4H37ZM69 3V4H68ZM71 3V4H70ZM78 3H79V5H78ZM108 3H109V5H108ZM161 3V4H160ZM225 3V2H224ZM226 3H229V2H226ZM41 4V5H40ZM63 6V8H61V5ZM85 4V5H84ZM89 4V6H87ZM91 4V5H90ZM132 4H133V6H132ZM191 5L190 7L188 6V5ZM194 4V5H193ZM230 4V3H229ZM52 5V2L50 3V5L49 6H51ZM69 5H70V7H69ZM74 5H75V7H74ZM84 5V6H83ZM106 5V6H105ZM115 4H113V6H114ZM134 5L136 6V7H134ZM193 5V6H192ZM214 5V6H213ZM225 5V4H224ZM35 6V7H34ZM39 6L40 7H42L41 9L39 8ZM217 6V5H216ZM230 6V7H229ZM15 7H16V9H17V14L19 15V16H17L16 17V19H14L15 18V16H12V15H10L11 14V11H12V13H13V10L15 11L16 9H15ZM31 7H33L34 8V11L32 10V8ZM86 7V8H85ZM91 7H92V9H91ZM94 7V8H93ZM107 7V8H106ZM189 7V8H188ZM8 8H10L9 10H7ZM44 8H45V10H44ZM58 8V10H57V13H56V9ZM88 8L90 9L89 11H88ZM103 8H102V11H103ZM136 8H138V9H136ZM149 9H152V7H151V5L148 7ZM191 8H193L194 10H192ZM196 8H198V9H196ZM245 8V9H244ZM31 9V10H30ZM37 9H39V10H37ZM74 9V10H73ZM80 9V10H79ZM132 9H133V14L134 15H136V13L137 12H139L138 14L139 15H141V16H137V19L139 20V23L142 25L143 23L145 24H143V26H141V25H139L138 24V20L136 21V16H134L133 14H132ZM190 9V10H189ZM227 9V10H226ZM7 10V11H6ZM18 10H20V12L18 11ZM27 10H29L28 12H26V14H22V13H25V11H27ZM46 10H47V12H46ZM70 11V12H67V11ZM79 10V13L78 12H76V11H78ZM94 10H95V12H94ZM101 10V9H100ZM119 10H120V12H119ZM154 10V9H153ZM256 10V13L257 14H254V12L253 11H255ZM258 10H259V12L260 13H262L261 15H260V13L258 12ZM264 10V9H263ZM32 11V12H31ZM55 11V12H54ZM113 11L114 12H116V13H113ZM129 11V12H128ZM230 11V10H229ZM7 12V13H6ZM35 12H37V13H35ZM38 12H40V13H38ZM64 12V13H63ZM66 12H67V14H66ZM80 12H81V14H80ZM89 12V13H88ZM94 12V13H93ZM126 12H127V14H126ZM217 12V13H216ZM225 12V13H224ZM238 12H240V13H242L241 15H243V19H242V16L240 15V13H238ZM244 12H246V13H244ZM47 13V14H46ZM75 13H77V14H75ZM88 13V14H87ZM92 13L95 15H93V17H92ZM96 13V14H95ZM104 14L105 15V17L104 16H102L101 14ZM147 13V12H146ZM210 13V14H209ZM216 13V15L215 16H213L214 14ZM258 13H259V15H258ZM16 14V13H15ZM16 14V15H17ZM21 14V15H20ZM46 14V15H45ZM66 14V15H65ZM74 14L76 15L75 17H74ZM80 14V15H79ZM89 14H91V15H89ZM119 14V15H118ZM189 16H191V17H188V15ZM2 15H7V18H6V16L4 17V16H2ZM14 15V14H13ZM24 15H26L25 17H23ZM45 15V16H44ZM56 15H60V18L58 17V16H56ZM69 15H71V16H69ZM85 16L86 17V19L87 18H89L90 19V21L91 20H93V19H96V18H98V19H96L95 20V22H93L92 24H89L90 22H88L86 25V29L84 28L85 27V22H87V21H89V19L87 20V21H85V20H82V19H85V18H82V16ZM99 15V14H98ZM110 15H108L110 18H111V16ZM129 15H132L130 18H131V20L129 19ZM210 16V18L208 19V18H206L205 20H207V21H205V20H200V19H204L205 18V16ZM218 17V19H219V22H218V24H217V28L215 29V28H212V29H215V30H213V33H214V35H213V33H211V30L210 29H208V28H206V26H205V24H204V22H206L207 24L210 22V21H212V22H214V23H216L215 21H213V20H215L216 18H214L213 19V17ZM223 15V16H224ZM237 15H239L241 18V20H240V22L241 21H243L244 23L243 24H238L237 22H235L236 20H238V18H237ZM254 15H256V16H254ZM47 16V17H46ZM69 16V18H68V20H66L67 19V17ZM90 16V17H89ZM99 16V17H100ZM122 16V17H121ZM134 16V17H133ZM149 16H150V13H149ZM206 16V17H207ZM95 17V18H94ZM128 17V18H127ZM141 19H144L143 20V22H142V20H141V22H140V18ZM247 19H246V18ZM5 18L6 19H9V18H12L6 25L4 24V23H6V21H5ZM30 18V19H29ZM57 18V19H56ZM58 18L59 19H61V21H60V23H58ZM71 18H73V19H71ZM77 18L79 19V20H77ZM224 18H227V17H225L224 16ZM54 19H55V23H58V26H57V24H53L54 23ZM184 19H187V20H190V22L189 23H184V22H182V20H184ZM191 19H192V21H191ZM217 19V20H218ZM66 20V21H65ZM84 22V26L82 25V21ZM107 20V18L106 19H104V21H108ZM116 20H117V18H116ZM135 20V21H134ZM208 20H210L209 22H208ZM256 20V21H255ZM8 21V20H7ZM17 21V20H16ZM68 21H70V22H72V24L70 25L69 24V22ZM97 21V22H96ZM104 21H102V23L104 22ZM128 21H129V23H128ZM131 21H133L134 23H131ZM184 21H186V20H184ZM251 21V22H250ZM254 21V23H256V25H252V22ZM38 22V23H37ZM65 22H67V24L66 25H68V27H69V29H68V27L65 25ZM77 22V23H76ZM123 22V23H122ZM136 22V23H135ZM203 22V23H202ZM247 22V23H246ZM16 23V22H15ZM105 23V22H104ZM122 23V24H121ZM234 24L235 25V27L234 26H231V24ZM242 23V22H241ZM2 24V23H1ZM0 24V25H1ZM17 24H15V26L17 25ZM26 24V25H25ZM36 24H37V26H36ZM39 24L41 25V26H39ZM88 24L89 25H91L90 26V29H88L89 27H88ZM121 24V25H120ZM186 24V25H185ZM189 24H190V26H189ZM191 24H192V26H191ZM206 24V25H207ZM211 24V23H210ZM249 24H250V28H253V30H255V32L256 31H258V29H260L261 31L260 32H258L259 33V35L257 34V32L253 35V33L252 32H254L253 30L251 31V30H249V33H251V35H252V37H249L250 38V41L251 40H255L254 42H252V46H254V45H256V47L253 49V52H251L252 51V48L250 49L251 51V54L253 53L254 54V59H255V62H256V66H254V65H252V66H250L251 64H252V62H253V60H252V62L251 63H248L247 62V68L248 69H250L251 67H253V68H260L261 66H263V67H261L260 69H261V72H260V74H255V73H259V72H256V70H254V69H251V70H253V71H247L246 70V67L244 68V59L245 58H243V56H246V55H248L249 54V51H247L246 49V47H245V45H243L245 48H243V46H241L242 44H244V42H243V40H242V38H245L246 37V35L244 36V35H241L242 33H240V37H241V39H239L240 37L238 36L239 35V33H238V35H237V40H241V42H233L232 40H230V42L232 41V43H234V45L232 46V48H231V53L232 54H230V51H229V49L230 48H228V46H224L223 44H225L230 38L229 37H225V35H227L228 34V32H229V29L231 28V29H234V28H236L237 26L239 27V29H238V27L235 29V30H232V31H230V33H231V35L230 36H234V31H235V33L237 32V30L239 31H244L245 33H247L246 32V30L248 29V27H249ZM54 25H56L57 27H59L58 29H56L57 27H55ZM77 25V26H76ZM119 25V26H118ZM127 25H129V26H127ZM130 25H131V28H130ZM136 25V26H135ZM183 25H185V27L183 26ZM237 25V26H236ZM239 25H241V26H239ZM246 26L245 27V29H244V27H242V26ZM46 26H47V28H46ZM61 26H63V27H61ZM65 26V27H64ZM104 26H106L105 24H104ZM135 26V27H134ZM141 26V27H140ZM187 26V27H186ZM210 26H212V25H210ZM35 27V28H34ZM41 27V28H40ZM61 27V28H60ZM88 27V28H87ZM93 27V28H92ZM106 27H108V25L106 26ZM144 27L146 28V29H144ZM156 27V28H155ZM213 27H215V26H213ZM18 28V29H19ZM34 28V29H33ZM37 28V29H36ZM39 28V29H38ZM142 28V29H141ZM148 28H150V29H148ZM103 29H105V27H103L102 28V30L101 31H103ZM33 30V31H32ZM62 30V29H61ZM69 30V31H68ZM128 30V31H127ZM129 30H131V31H129ZM19 31H21L20 29H19ZM97 31H98V28H97ZM101 31H99L98 33L99 34H101L102 35V33H101ZM126 31V32H125ZM207 31L209 32L208 34H207ZM239 31V32H240ZM1 32V31H0ZM17 32V33H16ZM33 32V33H32ZM36 32V33H35ZM30 33H32V34H30ZM36 35H35V34ZM229 33V34H230ZM22 34V35H21ZM127 34V35H126ZM132 34V35H131ZM138 34V35H137ZM151 34V35H150ZM19 35H21V36H19ZM236 35V34H235ZM250 35V36H251ZM40 36V35H39ZM72 36V37H73ZM212 36L214 37L215 36V38H212ZM256 36H258V37H256ZM20 37V38H19ZM23 37V38H22ZM25 37V38H24ZM32 37V40H31V42H32V44H33V47H34V50L36 49V46H38L39 48H37L38 50H35V51H33L32 52V54H28L29 52H31L33 49H28L29 47H27L26 48V46H25V48H23V49H28V50H31V51H27V53L25 54V50H24V52H23V49L21 48L22 47V45L24 44V43H26L25 41L26 40H29L30 41V38ZM45 37V36H44ZM253 37H255L257 40L259 39V42H257V40L256 39H254ZM17 38V39H16ZM234 38V40H235V36L233 37ZM1 39V38H0ZM71 39V38H70ZM77 40V42L79 43V41L80 40ZM232 39V38H231ZM38 40V39H37ZM94 40V39H93ZM247 40H249V39H247ZM204 41H206V43H207V41H208V45L207 44H205V45H207V47L204 45V48H202L203 47V44L205 43ZM36 42V43H35ZM92 42V41H91ZM146 42V43H145ZM200 42V43H199ZM211 42V43H210ZM94 43H96L95 41H94ZM101 43V42H100ZM145 43V44H144ZM202 43V44H201ZM213 43V44H212ZM231 43V44H232ZM246 43H248V41L246 42ZM96 44H98V42L96 43ZM96 44L93 46V44L91 45L92 46V48L91 47H89V50H93V52L94 51H96V55L97 54H100V53H102V57L104 58V61L105 62H108V64L109 65H111L112 67H114L115 69H118V67H124V65H125V63H128V61H126L125 63H122V62H120L121 61V57H124V55H122L121 57H119V55H121V54H124L125 52H123V51H125V50H123L122 52H121V54H113V49L110 51V50H108L107 48L109 47V46H105V42L104 43H101V45H97L96 46ZM199 44V45H198ZM213 45V48L214 49H212L211 48V46ZM231 44H228V42H227V45H229V46H231ZM250 44V43H249ZM36 45V46H35ZM192 45H193V47H192ZM209 45H211V46H209ZM132 46H133V48H132ZM192 48H191V47ZM209 46V47H208ZM215 46H216V49H215ZM237 46L239 47V46H241V47H239V48H241L242 49V51L239 49L238 51H237ZM249 46H251V44L249 45ZM248 46V47H249ZM95 47V48H94ZM186 47H188V48H186ZM228 49V50H226V48ZM42 48V49H41ZM103 48V49H102ZM185 48H186V50L188 49V50H190L189 52H188V50H187V53H186V56L188 55H190V53H191V50L193 51V53H191V54H195V56L196 55H198V53L199 52H203V54L205 55V59H207V66H210V72H209V74H204V76L206 75H208L207 76V80H210L208 77H210L209 75H210V73H212V70H213V68H212V66L213 67H217L218 66V63H219V66L218 67H222V65H224V67H225V69L222 71V72H219V73H217V72H213V74L215 73V75H217L218 74V80H217V78L215 77V75H213V76H211L212 78H213V80L210 82V83H213V85L215 84V87H213L214 88V90H213V88H212V84H210L209 82H207V81H203L205 78H204V76H202L204 79H202V77L200 76V75H198V74H191V75H188V74H184V75H181V76H179V63L180 64H182L183 63V61H179V49H183V51L185 52ZM206 48V49H205ZM219 48H221V49H219ZM96 49V50H95ZM204 49V50H203ZM202 50V51H201ZM207 50V51H206ZM261 50V51H260ZM204 51H206L205 53H204ZM215 52L216 51V54L214 53V54H211V52ZM237 51V53L238 52H240L241 54H238L239 55V58H240V62H236V61H234L233 60V56H235L236 55V59L238 58V56H237V54L235 53ZM245 51V52H244ZM21 52H22V56H20V54H21ZM37 52V53H36ZM39 52V53H38ZM195 52V53H194ZM212 52V53H213ZM228 52V53H227ZM242 52H244V53H242ZM41 53V55H38V54H40ZM197 53V54H196ZM221 53V55H219ZM38 55V56H36L35 58H36V60L37 61H35V58L33 57L34 55ZM113 54V55H112ZM141 55V57H140V55ZM200 54V53H199ZM210 54L212 55L211 57H210ZM19 55V56H18ZM118 55V57H116ZM209 55V56H208ZM227 55V56H226ZM241 55V56H240ZM250 55V54H249ZM139 56V57H138ZM155 56V57H154ZM184 56H185V54H184ZM206 56H207V58H206ZM232 56V57H231ZM2 57H4V56H2ZM2 57L0 58L1 60H2ZM39 57V58H38ZM102 57H98V59L100 60ZM215 59H214V58ZM252 57V56H251ZM30 58H32V60L30 59ZM34 58V59H33ZM118 58H119V60H118ZM149 58V59H148ZM183 58V57H182ZM213 58V60L211 61V59ZM220 58V59H219ZM239 58H238V60H239ZM246 58H248L247 56H246ZM20 59V60H19ZM22 59H25V60H23L24 62H26V63H29L30 61H35L34 63H33V65L34 64H36V65H34V67H31L30 68V64L27 66V65H25V63L24 62H22L21 63V60ZM209 59V60H208ZM222 59V60H221ZM251 58H249V60H250ZM13 60V59H12ZM28 60V61H27ZM148 60H149V62L151 63V65H150V63L148 62ZM184 60H185V57H184ZM215 60V61H214ZM242 60H244V61H242ZM19 61V62H18ZM119 61V62H118ZM217 61V62H216ZM230 63H229V62ZM153 62V63H152ZM8 63V65H6V64ZM51 63V65H49V64ZM148 63V64H147ZM233 63V64H232ZM254 63V62H253ZM14 64V65H13ZM24 64V65H23ZM97 64L98 63H96V65L95 66H97ZM153 64H156V66H154V67H157L156 69L154 68V67H152L153 66ZM212 64V65H211ZM238 64H240V65H238ZM6 65V66H5ZM13 65V66H12ZM233 65H235V66H233ZM242 65V66H241ZM26 66V67H25ZM235 67L234 68V71L232 70L233 69V67ZM258 66V67H257ZM217 67V68H218ZM229 67H230V69H229ZM10 68V69H9ZM14 68V69H13ZM32 68H34L33 70H32ZM44 69V70H42V69ZM52 68H53V70H52ZM153 68L156 70V71H154L153 70ZM227 68V69H226ZM19 71H17V70ZM23 69V70H22ZM28 69H29V71H28ZM55 69H58V70H55ZM152 69V70H151ZM230 71H229V70ZM236 69V70H235ZM14 70L15 71H17L16 73V75L14 74ZM25 70V71H24ZM39 70V71H38ZM144 70V71H143ZM46 71H48V72H46ZM100 71V70H99ZM151 71V72H150ZM226 71V72H225ZM231 71H233V73L235 72L236 73V76L237 77H235V79H238L237 81L235 80L233 83L230 81L232 78V76H233V74L232 73H229V72H231ZM260 71V70H259ZM29 72V73H28ZM43 72H45L44 73V75H43ZM154 72V73H153ZM156 72H157V74H156ZM223 72H225L226 74H228V76L227 77H225L226 76V74H224L223 76H224V78H223V76H222V74H223ZM12 73V74H11ZM21 75H20V74ZM23 73V74H22ZM26 73H28V76H27V74ZM36 74V76H35V78H34V75ZM154 75H153V74ZM4 74V75H3ZM11 74V75H10ZM220 74H221V78H220ZM20 75V76H19ZM158 75V76H157ZM195 75V76H194ZM212 75V74H211ZM231 75V76H230ZM26 76H27V79H26ZM102 76V75H101ZM101 76H99V77H101ZM186 76V77H185ZM188 76V77H187ZM205 76V77H206ZM6 77V78H5ZM98 77V78H99ZM194 77V78H193ZM200 77H201V79H200ZM102 78V79H101ZM100 78V80H99V82H102L101 80H103V78H104V76H102ZM211 78V79H212ZM241 78V79H240ZM21 79H23V80H21ZM27 80V82L28 83H26L27 85L28 84H30V85H26L25 84V80ZM40 79L41 80H44V81H42L41 83H39L40 82ZM195 79V80H194ZM205 79V80H206ZM226 79V80H225ZM5 80V81H4ZM18 80H20L19 82H17ZM49 80V81H48ZM255 80H256V82H255ZM86 81V82H85ZM91 81V80H90ZM4 82L6 83V85L4 84ZM12 82V83H11ZM31 82V83H30ZM33 82V83H32ZM46 82H48V83H46ZM230 82V83H229ZM98 83V82H97ZM97 83H96V85H97ZM157 83V84H156ZM227 83H229V85L230 84H232V88L231 87H229V86H227ZM256 83H257V86H256ZM4 86H3V85ZM23 84H25L26 86H24ZM37 84V85H36ZM43 84V87L41 86ZM87 84V85H86ZM98 84H100V83H98ZM226 84V85H225ZM15 85H17V86H15ZM33 85V86H32ZM36 85V86H35ZM49 87H48V86ZM93 85H95V84H93ZM156 85V87H154ZM219 85H220V87L221 88H218L219 87ZM2 86V87H1ZM6 86H7V88L9 89H6ZM11 86V87H10ZM13 86H15L14 88L16 89L17 87H18V89H19V92L17 91V95L16 96H18V98H16L15 100H13L14 98H13V96H11V94L9 93V92H11L12 90L13 91H16L15 89H11V91H10V88H13ZM21 86H22V88H21ZM38 86V87H37ZM183 86H185V87H183ZM224 86L226 87V88H224ZM27 87H29L28 88V90H27V88H26V90H27V92L29 91V93L27 94V92H23L22 91V93L24 94V93H26L25 94V97H26V99H25V97H24V95H20V94H22L21 92H20V90H22V89H25V88ZM87 87V88H86ZM228 87V88H227ZM238 87H241V88H243L244 89V92H240V88L238 89ZM41 88V89H40ZM154 88H156V90L154 89ZM212 88V89H211ZM219 90H218V89ZM228 92V91H230L231 92V90L233 91V90H237L236 92L234 91V93L232 94V93H230L231 95H234L235 93H236V96H238V94H240V98L239 97H237V100H236V98H235V96L233 97V96H230L227 92H225V90ZM229 88H231L230 90H229ZM257 88V89H256ZM210 89L212 90V92L210 91ZM243 89L241 90V91H243ZM64 90V91H63ZM221 90V91H220ZM37 91V92H36ZM3 92V93H4ZM33 92V93H32ZM86 92V93H87ZM240 92V93H239ZM246 92V93H245ZM259 92V93H258ZM263 92V94H261ZM13 93H16V92H13ZM19 93V94H18ZM37 93H38V95H37ZM40 93H41V95H40ZM148 93V94H147ZM238 93V94H237ZM258 93V94H257ZM33 94V95H32ZM150 94V95H149ZM217 95V96H215V95ZM224 94V95H223ZM246 94L247 95V97H246V95H245V97H244V95ZM263 95V97L261 96L260 97V95ZM12 95H14V94H12ZM35 95V96H34ZM41 97H43V98H39L40 96ZM52 95V96H51ZM128 95H130V96H128ZM214 95V96H213ZM230 97H229V96ZM16 96H14V97H16ZM51 96V97H50ZM67 96V97H66ZM149 96H152L153 97V100L152 99H148V97ZM155 96V97H154ZM220 96V97H219ZM13 99H12V98ZM33 97V98H32ZM34 97H37V98H34ZM49 97V98H48ZM89 97V96H88ZM232 97V98H231ZM2 98V99H1ZM9 100H7V99ZM21 98H22V100H21ZM29 98L30 99H33L34 101H35V99H36V101H35V107L36 106H38V107H36V108H34V110L36 109V111H34V110H32L33 109V105L32 104H34V103H32V104H30V105H27V104H29V103H31L30 102V100H29ZM45 98L47 99L46 100V102H44V100H45ZM90 98V97H89ZM150 98V97H149ZM211 98V99H210ZM228 98H231L230 100H231V102H229L228 101ZM243 99V101L245 102V103H243V101H242V99ZM246 98H247V100H246ZM11 99L13 100V101H11ZM24 99V100H23ZM39 99V100H38ZM128 99V100H127ZM209 99V100H208ZM224 99V100H223ZM8 102H7V101ZM21 100V101H20ZM212 100V101H211ZM233 100V101H232ZM10 101L12 102V103H10ZM23 101V102H22ZM33 101V102H34ZM93 101V102H92ZM187 101V102H186ZM224 101V102H223ZM248 101V102H247ZM257 101H258V103H257ZM262 101H263V103H262ZM29 102V103H28ZM49 102V103H48ZM132 102V103H131ZM179 102H180V104H179ZM183 102H186V103H183ZM227 102L228 103H230L229 105H227ZM240 103L239 104V107H240V109H238V108H236V105H238V104H236V103ZM249 102H251L250 104H252V103H256V105L258 106V110H257V112H255V114L256 115H254V113H252V111H251V114H252V118L251 119H247V121L244 119L243 121L241 120V121H239L240 119H242V118H239L238 119V117H240V116H238V115H236V111L234 112V110L233 109H238V112H240V115L242 114V112L244 111V110H247L248 111V109H250L249 107H251L250 105H248L249 104ZM6 103V105H10L9 106V108L7 107L6 109H5V104ZM22 103V104H21ZM81 103H83V105L84 104H87V106H85V107H82L81 106ZM92 103V104H91ZM130 103V104H129ZM159 103V104H158ZM183 103V104H182ZM190 103H191V105H190ZM215 104V105H212V104ZM248 103V104H247ZM77 104L79 105V106H77ZM129 104V105H128ZM182 104V105H181ZM194 104H196V105H194ZM243 104V105H242ZM4 105V106H3ZM21 105L23 106H25L24 108H21ZM45 105H47V106H45ZM72 105V106H71ZM88 105H90V106H88ZM159 105V106H158ZM184 105V106H183ZM210 105V106H209ZM212 105V106H211ZM227 105V106H226ZM232 105V106H231ZM1 106L3 107V108H1ZM27 106H29V108L27 107ZM33 106V107H32ZM41 106V107H40ZM43 106V107H42ZM82 107V109H79V107ZM93 106V107H92ZM132 106V107H131ZM158 106V107H157ZM188 106V107H187ZM206 108H205V107ZM230 106V107H229ZM254 106V105H253ZM12 107H15V108H12ZM19 107V108H18ZM80 107V108H81ZM89 107V108H88ZM92 107V108H91ZM192 107V108H191ZM193 107H195V108H193ZM228 107V108H227ZM17 108V109H16ZM30 108H32V109H30ZM49 110H48V109ZM66 108V109H65ZM68 108L70 109V110H68ZM161 108H164L162 111H163V113H165V114H162V112H161ZM214 108H216L215 110H216V112L214 111ZM218 108V109H217ZM233 108V109H232ZM253 109H255L256 110V108L255 107H252ZM251 108V109H252ZM260 108V109H259ZM11 109V112L12 113H14V115H12L11 113H10V110ZM43 109V110H42ZM78 110V112L81 110V112H77L76 110ZM88 109H90V111L88 110ZM94 109V110H93ZM97 109H98V107H97ZM252 109V110H253ZM5 110V111H4ZM6 110H8V111H6ZM16 110H18V113H16L17 111ZM32 110V111H31ZM75 110V111H74ZM85 110H86V113H85ZM171 110V111H172ZM195 110V111H194ZM233 110V111H232ZM242 110V111H241ZM254 110V111H255ZM259 110L261 111V112H259ZM15 111V112H14ZM23 111V112H22ZM38 111H41V112H38ZM55 111V112H54ZM70 111V112H69ZM74 111V112H73ZM151 111V110H150ZM203 111L205 112V113H203ZM208 111H210V112H208ZM220 111V112H219ZM38 112V113H37ZM56 112L58 113V117L56 118ZM213 112H215V114H213ZM5 113H7V114H5ZM16 113V114H15ZM40 113V114H39ZM45 113V114H44ZM53 113H54V115H53ZM69 113H71L70 115H69ZM131 113L132 112H130V114L128 113L127 114V116H126V120H125V122L127 123V124H125L122 128L124 129V130H126L127 128H128V130H129V128H130V126H132L133 124H134V122H132V119L130 118V117H132V115H131ZM144 113V112H143ZM200 113H201V115H200ZM220 113H221V115H220ZM233 113V114H232ZM259 113H261V114H263L262 116L260 115V118L258 119L256 116L257 115H259ZM9 114V115H8ZM19 114V115H18ZM38 115V117H36L37 115ZM43 114V115H42ZM67 115V117H64V115ZM197 114V115H196ZM216 114H217V116H216ZM17 117H16V116ZM61 115H63V116H61ZM235 115V116H234ZM3 116V117H2ZM13 116V117H12ZM43 116V118L41 119V117ZM47 116V117H46ZM50 116H52V117H50ZM83 116V117H82ZM136 116H140V115H138V114H136ZM135 116V117H136ZM238 116V117H237ZM31 118V120H30V118ZM49 117V118H48ZM61 117V119H59ZM134 117V118H135ZM153 117V118H154ZM198 117H199V119H200V121H204L202 124H204V125H202L201 123H199V119H198ZM225 119H224V118ZM236 117V118H235ZM4 118V119H3ZM6 118V119H5ZM37 120V123H39V124H36V120ZM66 118V119H65ZM133 118V119H134ZM154 118V119H155ZM205 118H207L206 120H205ZM262 118V119H261ZM47 119V120H46ZM65 119V120H64ZM73 119V120H72ZM151 119H152V117H151ZM222 119V120H221ZM13 120V121H12ZM35 120V121H34ZM57 120H59V121H57ZM71 120V121H70ZM148 120V119H147ZM221 120V121H220ZM227 120V121H226ZM231 122V123H229V121ZM238 120V121H237ZM11 121V122H10ZM106 122H107V120H105ZM133 123V124H130L131 122ZM158 121H160V122H158ZM163 121H165L164 123H165V125H164V123H163ZM226 121V122H225ZM232 121H233V123H232ZM236 123H235V122ZM33 122H35L34 124L36 125H31ZM147 121L145 120V119H143L142 120V123L140 124L139 122H138V128H139V126L140 125H142V124H145ZM43 123V124H42ZM205 123H207V124H205ZM212 123H213V125H215V126H213L214 128L216 127V129H214L213 127H212ZM4 124V125H3ZM6 124V125H5ZM54 124V125H53ZM200 124V125H199ZM217 124H219V126L217 125ZM51 125V126H50ZM210 125H211V128H210ZM236 125V126H235ZM6 126H8L7 128H6ZM56 126V127H55ZM58 126V127H57ZM202 126H203V128H202ZM249 126H251V129H250V127ZM5 127V128H4ZM54 127H55V129H54ZM221 127V128H220ZM241 127H245V128H242L241 129ZM259 127V130H256V128H258ZM4 128V129H3ZM77 128V127H76ZM199 128V129H198ZM239 128H240V131H239ZM247 128H248V130H247ZM42 129V130H41ZM47 129V130H46ZM137 128H135V130H136ZM255 129V130H254ZM42 132H41V131ZM46 130V131H45ZM73 130H77V129H74L73 128ZM150 130V129H149ZM201 130V131H200ZM215 130V131H214ZM164 131V132H163ZM199 131V132H198ZM217 131V132H216ZM228 131V132H227ZM236 131V132H235ZM241 131H243V132H241ZM36 132V133H35ZM39 132H41V133H39ZM47 132V133H46ZM58 132V133H57ZM137 132H138V130H137ZM211 132V133H210ZM214 132H215V134H214ZM221 132V133H220ZM226 134H225V133ZM229 132H230V134H229ZM245 132V133H244ZM33 133H35L36 135H37V139L36 138H34V137H32L31 135H33ZM46 133V135H44V136H46L47 137V135L49 136L51 133V135H50V137H48L47 139H45L44 140V142H45V144H46V142H47V144L49 143L48 141H50V145H47V146H45V148L46 149H48V147H49V149L48 150H50V148H51V150L50 151H46L45 149H41V147H44V142L43 141H41L40 142V140H42V136H43V134H45ZM73 133V132H72ZM79 133V132H78ZM77 133V134H78ZM129 133H131V132H129ZM210 133V134H209ZM220 133V134H219ZM231 133H233V134H231ZM249 133V134H248ZM260 133V134H259ZM3 134V135H2ZM55 134V135H54ZM136 134V133H135ZM138 134V133H137ZM238 134H240V135H238ZM262 134V135H261ZM193 135H194V137H193ZM225 135V136H224ZM246 135V136H245ZM12 136H14V137H12ZM89 136H91V139L88 137V139L87 138H85V137H87V136H84L83 137V139L85 138L86 140H91V141H93L92 140V135H89ZM149 136V135H148ZM247 136H249V137H247ZM260 136H262V137H260ZM52 137V140L50 139ZM157 137V138H156ZM245 137V138H244ZM39 138H41L40 140H39ZM203 138H205V140L207 141V143H204V142H202L203 144H201V141H202V139ZM232 138V139H231ZM234 138H236V140L234 139ZM254 138V139H253ZM258 138H260V139H258ZM29 139V140H28ZM82 139V140H83ZM159 139V141H157ZM245 139H246V141H245ZM5 140L7 141V142H5ZM30 140H31V142H30ZM89 140V141H90ZM259 140V141H258ZM3 141V142H2ZM29 141L30 143H27V142ZM52 141V142H51ZM82 142L81 144V146L79 147V149L78 150H75V152L74 153H77L76 151H81V152H83L84 153V151L86 150V148L92 143V142ZM213 141V142H212ZM248 141V142H247ZM251 141V142H250ZM26 142V143H25ZM33 142H37L36 144H33ZM43 142V143H42ZM54 142V144H52ZM94 142V141H93ZM150 142H153L152 140L150 141ZM200 142V143H199ZM259 142V143H258ZM12 144V145H9V144ZM85 143H87V144H85ZM209 143V144H208ZM240 145H239V144ZM3 144V145H2ZM25 144V145H24ZM27 144V145H26ZM94 143H92L91 145H93ZM153 145L154 147L153 148H157L156 149V151L158 150V151H162L164 154H165V156H163V154H162V156H163V159H165V160H169L170 162H172L174 165H175V168L178 170V179H177V181L175 182V184L173 185V186H169L167 189H166V194H165V199H164V196L162 197V199H161V201L162 202H164L163 204H161L165 209H164V213H162L161 212V216H162V220H158V221H154V225H155V228L157 229V231L158 232H160V235L158 236V237H160L159 239H160V244H161V246L158 248V249H154V247L152 248V249H154V250H152L153 252V255L152 256H150V259L149 260H146V264H177V263H175L173 260H172V252H171V250L170 249H168L169 248V244L171 243V244H175V245H179V240H180V238H185L186 239V241L187 242H190L191 243V241H194L195 243L197 242V244H200L199 246L200 247H210L211 245L212 246H214V245H217L216 243H217V240L216 239H218L219 240V232L222 230L221 228H216V226H212V230H208V232H206L205 233V235L203 234H200L201 232H199V234L197 233V234H195V233H192L193 234V236L192 237H190L189 236V232H192L191 230H189L188 229V227L184 230L183 228H182V225L180 226V224H179V156L180 157H183V155H179V154H181L180 153V149H179V144H177V143H171V142H167V140L166 141H164V143L162 142V144H164V149H163V147H162V149H161V147H159L160 145H158V146H156V145ZM196 144H198V145H196ZM227 144V143H226ZM5 145H7V146H9V147H5ZM34 145H37V146H34ZM43 145V146H42ZM12 146H15V147H12ZM26 146V147H25ZM29 146H32V147H35L34 149H28V147ZM39 146H40V148H39ZM196 146V147H195ZM199 146V147H198ZM204 146V147H203ZM208 146V147H207ZM209 146H212V147H210L209 148ZM241 147V149H240V147ZM5 147V148H4ZM56 147V148H55ZM194 147V148H193ZM201 147V148H200ZM13 148H16L15 149V151L13 152ZM24 148V149H23ZM151 149H152V147H150ZM198 148V149H197ZM230 148V149H231ZM237 148H239V150L237 149ZM4 149V150H3ZM10 149V150H9ZM37 149H38V151H37ZM160 149V150H159ZM206 149H209V150H206ZM6 150V151H5ZM27 150H29V152L27 151ZM53 150V151H52ZM55 150H58V152L57 151H55ZM223 150H225V149H223ZM245 151H247L246 149H244ZM7 151L9 152V153H7ZM16 151L18 152V153H16ZM19 151H21L20 152V154H19ZM24 151V152H23ZM25 151H27V152H25ZM33 151H35L34 153H33ZM53 153H52V152ZM219 151H221V150H218V152ZM13 152V153H12ZM55 152V153H54ZM56 152H57V154H58V156H57V154H56ZM212 151H210V153H211ZM49 153H51V154H49ZM37 154V155H36ZM39 154V155H38ZM56 156H55V155ZM60 154V155H59ZM159 154H160V157H162L161 156V153L159 152ZM185 154V155H186ZM190 154V155H189ZM32 155V157H29V156H31ZM33 155L34 156H36V157H33ZM54 155V156H53ZM158 155V154H157ZM2 156V159H4V157ZM49 156H50V158H51V161L49 162ZM53 157H56L57 159H55L54 158V160H53ZM5 158V159H6ZM206 158V157H205ZM239 158H241V157H239ZM158 160H160V158L158 159ZM54 161H55V164L56 163H58V164H54ZM252 161V160H251ZM250 161V162H251ZM254 161H256V160H253L251 163H255ZM262 162V161H261ZM246 164H248V161H246L245 162ZM261 166V167H260ZM250 167H252L251 165H250ZM263 167V168H262ZM253 168V167H252ZM257 168H259V169H257ZM261 168V169H260ZM254 169H257V171H254V172H258V170H259V172H263L264 171V165L263 164H261L260 163V165L259 166H257L256 167V165H255V168ZM57 173V172H56ZM57 182H62V180H60V179H58L57 180ZM51 185H53V184H51ZM169 185V184H168ZM170 187H172V188H170ZM170 191V192H169ZM173 191H174V193H173ZM176 191V192H175ZM67 192H68V195H66V197L64 198L65 200H66V203H65V205L67 204L68 205V207L69 208H67V206H65V205H63L62 204V202H57V205L56 204H54V202H52V203H50L47 207H49V211L48 212H45V214H44V212L41 210V209H37V212H39V214L42 212L43 214H41L42 216H40L39 215V217H42L41 219H39L38 221V223H40L42 220V222L44 223H42L41 224V227H43V226H45V227H43L42 228V230H40L39 229V226H38V224L37 223H35V222H33V219H28L27 218V216H24V215H22L21 213H18L17 215H15L16 213H17V211L15 210L16 209V207H15V204H16V202L17 201H12V200H10L11 201V205H10V203H9V201L8 202H6V201H2V205L3 204H5V205H3V209H4V212L5 213H2L3 215L2 216H0V220L2 219L3 220V222H5V223H3V224H5V226H7L8 228H10V232H12V234H13V236H16V238L14 239V241H13V243L14 244H17V246L15 245V246H13L12 247V245H13V243L11 242V247H12V250L14 251V252H11V254H8V255H4V257L2 258V262H3V259L5 258H7V259H9L10 258V256L9 255H11L12 256V258H13V261H11V263H8L7 261L8 260H6V263H8V264H13L12 262H15L16 261V264H21L20 262H22V263H24L23 262V260H20L19 259V257H20V255L22 254V253H24V251H23V247H21V245H23L24 243V245L23 246H25V245H27V244H29V245H27V246H29V247H35V248H38V247H43V245H46L50 250H48V248H47V252H50V251H52V250H54V246H53V244H54V242L55 241H62V243L63 242H65V244H63V246H65L64 247V249H69V250H75L76 252L78 251L77 250V248H82V249H86V247H82V245L80 246L79 244H80V236L78 235H72V234H60L59 235V233L62 231V230H65L67 227H69L71 224H72V222H75V221H77L79 218H83L82 219V222L81 223H84L85 221V219L87 218H85V216H89L92 212H89L91 209V207H85V204H84V202L83 201H79L80 199H82V196L81 195H77V193H76V190H75V188H72L71 190H67ZM72 192H73V194H72ZM75 193V194H74ZM171 193V195H169V194ZM77 195V196H76ZM168 195V196H167ZM173 196V197H172ZM74 197H78V203H79V206L81 207L82 206V208L83 209H80L81 210V214H80V217H79V214H78V212H79V209L77 210V205H78V203L76 202V200L74 199ZM80 198V199H79ZM67 199H69V201L67 200ZM166 201V202H165ZM6 202V203H5ZM76 202V203H75ZM172 202H174V203H172ZM58 203H60V204H62L63 206H65V207H63L62 206V208H60L61 206H60V204H58ZM82 204V205H81ZM83 204H84V206H83ZM168 204H169V208H168ZM57 206V207H56ZM12 207H13V209H12ZM52 207V209L50 210V208ZM55 207V208H54ZM9 208H11V210H9L8 211V209ZM64 208H67V209H65L64 211H63V209ZM85 208H87V209H85ZM53 210H54V212H53ZM59 210H60V212H59ZM189 211L191 210V209H188ZM57 211L59 212V213H57ZM76 211V212H75ZM83 211V212H82ZM86 211V212H85ZM10 212H13L12 214L10 213ZM52 212V213H51ZM69 212V213H68ZM84 212H85V214H84ZM10 213V214H9ZM49 213V214H48ZM57 213V214H56ZM71 213H73V214H71ZM5 214H6V216H5ZM56 214V215H55ZM63 214H65V215H63ZM69 214H71L70 216H69ZM48 217H47V216ZM65 217H63V216ZM68 215V216H67ZM74 217H73V216ZM10 216V217H9ZM16 216V217H15ZM20 216H22V218H19ZM9 218V219H7V218ZM58 217H62L61 219L60 218H58ZM67 217H69V218H72V221L71 220H69ZM15 218V219H14ZM24 218V219H23ZM85 218V219H84ZM21 219H23V221H21V222H19V223H21V224H19V225H17L18 224V221L19 220H21ZM52 219V220H51ZM66 219H68L69 221H68V223L66 222L67 220ZM12 220H14V221H12ZM27 220V221H26ZM48 220H49V222H48ZM146 220H147V218H146ZM151 220V219H150ZM52 221V222H51ZM63 221H65V222H63ZM160 221H161V223H160ZM16 222V223H15ZM24 222V223H23ZM27 222V223H26ZM46 222V223H45ZM148 224H151V222L149 223V221H146ZM33 223H35V224H33ZM159 223H160V225H159ZM14 224V225H13ZM25 224H27V225H25ZM52 224V225H51ZM67 224V225H66ZM17 225V226H16ZM54 225V226H53ZM15 226H16V228H15ZM49 228H47V227ZM58 227V229H57V227ZM28 228L27 229V231H25V228ZM54 227H56V228H54ZM234 229H235V226L233 225L232 226ZM19 228V229H18ZM24 228V229H23ZM160 228V229H159ZM216 228V229H215ZM30 229V234H29V230ZM38 232L37 234H36V232H35V230ZM52 231H51V230ZM163 231H162V230ZM181 229H183V230H181ZM13 230H15V231H13ZM188 230H189V232H188ZM216 230H218V231H216ZM22 231V232H21ZM46 231H49V232H47V233H49V234H46ZM60 231V232H59ZM165 231V233H166V236H167V238L169 239H167L166 237H165V234H163V232ZM183 231H185V233L187 232L188 233V235L187 234H185ZM27 234H26V233ZM42 233V235H41V233ZM56 232V233H55ZM59 232V233H58ZM157 232V233H158ZM216 232V233H215ZM51 233V234H50ZM40 236H39V235ZM20 237H19V236ZM47 235H49V237L47 236ZM57 235V236H56ZM64 235V236H63ZM162 235V236H161ZM163 235H164V237H163ZM31 238H29V237ZM39 236V237H38ZM43 236V237H42ZM170 238H169V237ZM203 236H204V238H203ZM25 237V238H24ZM40 237H42L41 239H42V241H40L39 242V239H40ZM71 237V238H70ZM165 239L166 238V240H163V238ZM18 238H20L21 240H18ZM66 240H64V239ZM143 238V237H142ZM198 238V239H197ZM26 239L28 240V242L26 241ZM73 240L74 242H72L70 245H68V240ZM141 239V238H140ZM173 240V243L172 242H170V241H172ZM206 239H209V240H206ZM216 241H214V240ZM30 240H32V241H30ZM79 240V241H78ZM168 240V241H167ZM17 241H19V243L17 242ZM162 241H163V243H162ZM210 241V244H208V242ZM213 241V242H212ZM17 242V243H16ZM33 242V243H32ZM45 242L46 243H50V245H47V244H45ZM79 242V243H78ZM166 242V243H165ZM193 242V243H194ZM205 242V243H204ZM212 242V243H211ZM215 242V243H214ZM27 243V244H26ZM78 243V244H77ZM206 243H207V245H206ZM213 243H214V245H213ZM60 244V243H59ZM196 244V245H197ZM162 245H164V246H162ZM206 245V246H205ZM209 245V246H208ZM51 246V247H50ZM147 247H148V245H146ZM231 246V245H230ZM233 246H234V244H233ZM15 247V248H14ZM26 247V246H25ZM132 246H130V247H128L127 249H126V252H124L122 255V257H120V259H112V262L110 263V261L108 262V264H113V262H114V264H120V262H122V263H124V262H129V264H130V261H132V259L131 258H134V257H131V256H129L131 253H132V251H133V247L131 248ZM162 247V248H161ZM17 248V249H16ZM20 248H21V250H20ZM51 248H52V250H51ZM134 248H137V246H135ZM164 248H167V249H164ZM229 248V247H228ZM130 249V250H129ZM227 249V248H226ZM223 249L222 248H219V251H222ZM22 253H21V252ZM156 251V252H155ZM162 251V252H161ZM225 251V250H224ZM223 251V252H224ZM80 252V251H79ZM135 252H137V253H139V255H140V257L141 258H138L139 260H141L142 261V259L144 258L142 255H141V251L140 250H136ZM157 252H159V253H157ZM17 253H18V256H17V258L19 259V261L18 260H16V256L15 255H17ZM222 253V252H221ZM224 253H228V250L227 251H225ZM231 254V253H230ZM13 255H14V257H13ZM33 254L31 253V255H29V257L30 256H32ZM103 255V256H102ZM110 255H112L110 252H102V254H100L99 255V258H100V260L102 259V260H105V259H108V258H112L113 256H110ZM227 255V254H226ZM225 255V256H226ZM229 255V254H228ZM23 257L24 256H26L25 255V253L22 255ZM105 256V257H104ZM109 256V257H108ZM128 258V259H127ZM229 258V257H228ZM15 260V261H14ZM125 260V261H124ZM27 263L28 264H39V262L37 261V260H35L34 261V259H32V262H31V259L30 260H28L27 261ZM145 263V262H144Z\"/></svg>",
    "mask_w": 264,
    "mask_h": 264
}]
</instances>
